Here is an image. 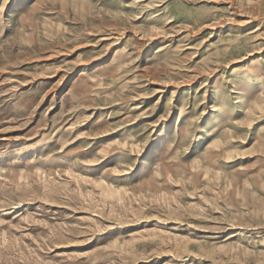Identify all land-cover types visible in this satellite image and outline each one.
I'll use <instances>...</instances> for the list:
<instances>
[{"label":"rangeland","instance_id":"374dc122","mask_svg":"<svg viewBox=\"0 0 264 264\" xmlns=\"http://www.w3.org/2000/svg\"><path fill=\"white\" fill-rule=\"evenodd\" d=\"M0 264H264V0H0Z\"/></svg>","mask_w":264,"mask_h":264}]
</instances>
